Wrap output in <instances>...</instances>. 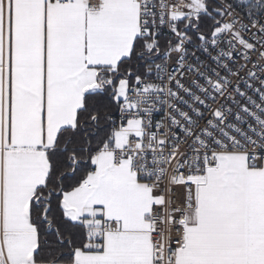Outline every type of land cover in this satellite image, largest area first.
<instances>
[{
    "label": "snow or ice",
    "instance_id": "6c2138e0",
    "mask_svg": "<svg viewBox=\"0 0 264 264\" xmlns=\"http://www.w3.org/2000/svg\"><path fill=\"white\" fill-rule=\"evenodd\" d=\"M0 264H264V0H0Z\"/></svg>",
    "mask_w": 264,
    "mask_h": 264
}]
</instances>
